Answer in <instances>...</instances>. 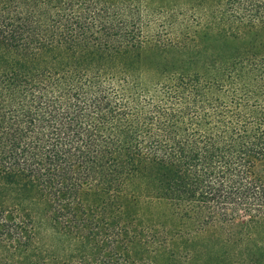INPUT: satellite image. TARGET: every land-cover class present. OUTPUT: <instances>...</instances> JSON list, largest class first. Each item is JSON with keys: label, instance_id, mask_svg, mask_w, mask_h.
<instances>
[{"label": "trees", "instance_id": "1", "mask_svg": "<svg viewBox=\"0 0 264 264\" xmlns=\"http://www.w3.org/2000/svg\"><path fill=\"white\" fill-rule=\"evenodd\" d=\"M262 164L264 0H0V181L91 246L63 264H264Z\"/></svg>", "mask_w": 264, "mask_h": 264}, {"label": "rangeland", "instance_id": "2", "mask_svg": "<svg viewBox=\"0 0 264 264\" xmlns=\"http://www.w3.org/2000/svg\"><path fill=\"white\" fill-rule=\"evenodd\" d=\"M256 172L264 177V165ZM0 207L24 215V232L11 243L0 244V259L14 264H63L74 250H90L78 236L67 230L54 215L45 194L22 181H0ZM245 216L237 215L235 221Z\"/></svg>", "mask_w": 264, "mask_h": 264}]
</instances>
